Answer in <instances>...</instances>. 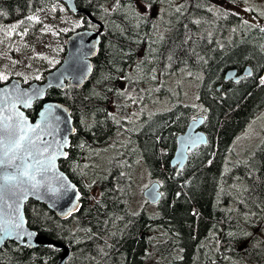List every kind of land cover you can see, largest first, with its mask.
<instances>
[{"label": "trees", "instance_id": "1", "mask_svg": "<svg viewBox=\"0 0 264 264\" xmlns=\"http://www.w3.org/2000/svg\"><path fill=\"white\" fill-rule=\"evenodd\" d=\"M114 1L77 0L104 26L90 80L52 88L27 111L35 120L46 101L71 108L77 132L61 168L79 185L82 208L62 220L30 200L29 226L71 247L66 264H264V138L243 159L233 149L264 108V27L231 8L237 0H153L144 19L139 0H119L115 9ZM60 2L0 0V24L27 21ZM157 7L167 8V21L153 15ZM76 17L84 23L74 30L98 27L87 15ZM74 30L64 36L62 58ZM247 66L250 75L226 79L228 70L240 76ZM186 71L200 82L198 105L174 99L140 122L130 118L132 95L149 99L157 84ZM199 115L208 142L182 169L173 167L177 137ZM98 159L103 169H93ZM143 168L161 182L154 210L134 205ZM62 252L9 241L0 264H56Z\"/></svg>", "mask_w": 264, "mask_h": 264}, {"label": "water", "instance_id": "2", "mask_svg": "<svg viewBox=\"0 0 264 264\" xmlns=\"http://www.w3.org/2000/svg\"><path fill=\"white\" fill-rule=\"evenodd\" d=\"M74 15L85 14L93 22L99 23L90 11L80 9L77 5V0H60ZM111 5L113 7L114 3ZM104 26L101 25L98 30L95 29H80L72 32L66 39V52L61 63L46 73L43 81H33L27 85L23 83L21 78L15 77L8 82L1 83L0 89L8 88L11 92L13 85L19 84L21 91H27L32 94L34 89H40L43 93L40 97H33L30 107H25L23 104H17V110L23 112L24 117L33 125L41 122L40 113L52 109V114L58 117L52 123L55 127L52 136L46 137L48 140L55 139L60 143H67V147L63 151L67 152L69 156V149L71 147V138L77 132V127L74 122L72 110L69 106L58 101H46L38 112L35 120H32L27 111L32 109L34 103L39 100H45L47 93L52 88L65 89L70 83L74 87L84 86L92 77L94 72V59L97 57L100 45L102 42V32ZM237 69H230L226 73V79H238ZM251 74V67L247 66L242 76ZM4 94L0 92V96ZM9 102V106H10ZM10 113H5L9 115ZM204 116H198L192 119L187 129L177 137V148L173 157L171 158V165L173 167L183 168L189 159V153L200 145L208 142V135L202 129L204 123ZM62 155H57L55 161V171L49 172L45 177H38L44 179L45 184L38 192H29L27 199L23 201L20 215H22L24 223L22 229L17 231L20 235L17 236L15 232L12 236H5L0 233V249L9 241H14L22 246L29 248H36L39 246L54 245L62 249V255L59 257L56 264H66L71 256L72 249L66 243L57 241L44 234H39L35 229L28 224L26 216V204L30 200H34L45 204L51 211H53L60 219L66 220L80 211L82 208V192L77 183H75L70 176L61 168V161L67 159ZM63 177V179H57ZM54 190H49V189ZM144 196L150 203H158L163 197V191L160 182H152L145 190ZM71 210V211H70ZM4 217L3 220H7ZM33 233L34 235H27Z\"/></svg>", "mask_w": 264, "mask_h": 264}, {"label": "rangeland", "instance_id": "3", "mask_svg": "<svg viewBox=\"0 0 264 264\" xmlns=\"http://www.w3.org/2000/svg\"><path fill=\"white\" fill-rule=\"evenodd\" d=\"M186 0H178L184 3ZM235 11L248 18L249 22L264 27V0H237L230 5ZM144 11V8L141 7ZM64 3L39 11L38 20H15L0 24V74L10 78L20 77L25 82L38 80L43 72L59 65L62 58L64 36L76 28L80 17L71 16ZM166 7H157L154 16L160 21L167 20ZM23 21V23H20ZM13 25H19L15 30ZM191 72L186 71L165 84H157L151 91L149 99L141 93L132 95L134 100L130 108V118L143 120L147 113L155 114L161 109L171 106L174 99L183 103L198 105V93L200 82L192 77ZM146 88V87H145ZM144 110V111H143ZM264 138V108L249 125L242 130L234 140V153L238 159H243L262 142ZM236 151V152H235ZM113 157L112 154L99 153V156ZM93 169L104 168L101 159L92 161ZM152 181L143 168V176L136 180L138 196L134 203L137 211L142 209L154 210L152 204H147L143 196L144 190ZM150 208V209H149ZM157 208V207H156ZM158 210V208L156 209Z\"/></svg>", "mask_w": 264, "mask_h": 264}, {"label": "snow or ice", "instance_id": "4", "mask_svg": "<svg viewBox=\"0 0 264 264\" xmlns=\"http://www.w3.org/2000/svg\"><path fill=\"white\" fill-rule=\"evenodd\" d=\"M118 3L119 0H116L114 9ZM139 4L143 6L144 12L137 14L144 19L151 13L153 0H139ZM28 19L38 20L34 16ZM83 23L84 21L77 22L76 27ZM17 27L19 25H13L12 29ZM7 80V76L0 74V81ZM0 92L4 94L0 96V233L12 236L15 232L19 236L20 232L17 230L22 229L24 223L20 215L23 201L27 199L29 192H38L44 186L45 180L38 177H45L47 173L55 171L57 155L67 158L68 153L63 149L68 145L66 142L46 139L55 131L52 122L58 120L52 114L51 107L47 113H40L41 122L35 125L24 117L23 112L17 110V104L30 107L34 96L43 95L40 89H34L30 94L21 91L19 84H16L12 86L11 92L8 88L0 89ZM57 179L62 180L63 177ZM4 217L8 219L3 220Z\"/></svg>", "mask_w": 264, "mask_h": 264}, {"label": "flooded vegetation", "instance_id": "5", "mask_svg": "<svg viewBox=\"0 0 264 264\" xmlns=\"http://www.w3.org/2000/svg\"><path fill=\"white\" fill-rule=\"evenodd\" d=\"M154 12H155V10H154ZM82 14V13H81ZM81 14H79V15H81ZM79 15H77V16H79ZM153 15H154V13H153ZM163 21H167V20H163ZM100 28V26L98 25V27L97 28H95V30H98ZM80 29H82V28H80Z\"/></svg>", "mask_w": 264, "mask_h": 264}, {"label": "bare ground", "instance_id": "6", "mask_svg": "<svg viewBox=\"0 0 264 264\" xmlns=\"http://www.w3.org/2000/svg\"><path fill=\"white\" fill-rule=\"evenodd\" d=\"M203 145H205V144H203ZM200 146H202V145H200ZM196 149V148H195Z\"/></svg>", "mask_w": 264, "mask_h": 264}]
</instances>
